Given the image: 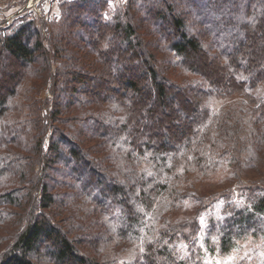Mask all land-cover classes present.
I'll list each match as a JSON object with an SVG mask.
<instances>
[{
    "label": "trees",
    "instance_id": "1",
    "mask_svg": "<svg viewBox=\"0 0 264 264\" xmlns=\"http://www.w3.org/2000/svg\"><path fill=\"white\" fill-rule=\"evenodd\" d=\"M59 10L0 28V264L264 246V0Z\"/></svg>",
    "mask_w": 264,
    "mask_h": 264
},
{
    "label": "rangeland",
    "instance_id": "2",
    "mask_svg": "<svg viewBox=\"0 0 264 264\" xmlns=\"http://www.w3.org/2000/svg\"><path fill=\"white\" fill-rule=\"evenodd\" d=\"M60 1L61 0H0V28L10 24L21 15H28L29 18L36 19L42 26L44 20H51L59 16ZM115 2L116 0H111L112 7L115 5ZM44 30L45 28L43 26V31ZM46 95H48L46 90L41 91V98H44ZM224 102L226 103L228 100L219 101V104ZM261 244L255 243L253 246L258 252V255L264 257V246L259 248ZM252 247L250 248V245H247L227 255L206 252L203 264H240L248 251L252 250ZM246 257L248 258H245V260L249 262L250 256Z\"/></svg>",
    "mask_w": 264,
    "mask_h": 264
}]
</instances>
